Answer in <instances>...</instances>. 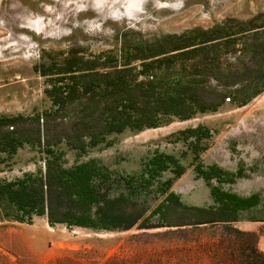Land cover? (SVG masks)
<instances>
[{
    "label": "rangeland",
    "instance_id": "rangeland-1",
    "mask_svg": "<svg viewBox=\"0 0 264 264\" xmlns=\"http://www.w3.org/2000/svg\"><path fill=\"white\" fill-rule=\"evenodd\" d=\"M217 25L237 38L232 51L220 54L222 63L241 66L244 77L252 75L258 58L242 47L264 38V0H0V115L28 114L49 105L45 79L34 69L42 57L46 61L72 46L120 55L124 43L143 46L162 35ZM253 31L259 35L254 37ZM198 125L209 129L210 136L200 140L195 159L187 145L194 137L184 140L179 131ZM156 153L175 155L185 166L169 190L177 200L159 213L153 210L166 202L158 185L171 171L147 186L137 182L147 177L145 164ZM33 155L29 146L19 149L13 168L0 171V179L33 170ZM76 158L98 159L114 171L108 213L141 218L128 230L99 232L49 225L45 217L34 216L30 224L4 218L0 264H234L253 244L264 254V91L244 105L226 98L216 111L120 134L110 146L86 155L66 154L69 163ZM198 163L202 170L222 169L211 185L239 197H257L255 205L237 212L238 221L230 223L255 233L256 243L241 234L228 238L221 221L196 224L232 219V214L212 210L216 204L210 184L196 172ZM121 178L131 180L130 188Z\"/></svg>",
    "mask_w": 264,
    "mask_h": 264
},
{
    "label": "trees",
    "instance_id": "trees-1",
    "mask_svg": "<svg viewBox=\"0 0 264 264\" xmlns=\"http://www.w3.org/2000/svg\"><path fill=\"white\" fill-rule=\"evenodd\" d=\"M222 30L217 25L209 30L196 28L162 35L143 46L124 43L120 55L111 51L87 53L72 46L46 61L42 57L34 69L45 79L43 92L49 105L28 114L0 115V171L11 170L18 150L25 146L37 154L32 157L33 170L0 179V220L30 224L38 216L45 217L49 225L95 232L128 230L136 224L140 215L127 219L123 213L106 211L115 184L114 171L95 158H76L69 163L66 154L86 155L92 149L110 146L120 134L156 128L172 118L188 120L199 113L216 111L226 98L244 105L263 92L264 38L243 42L244 53L252 51L258 58L252 75L244 77L241 66L232 67L220 60V54L232 51L237 40ZM252 33L254 37L259 35L258 31ZM179 134L184 140L194 137L187 145L197 159L200 140L208 138L210 131L198 125ZM168 169L172 176L158 185L166 205H158L155 213L177 200L169 190L185 166L175 155L156 153L145 164L147 177L143 175L137 181L147 186ZM196 170L210 184L216 204L212 210L232 214V219L196 224L221 221L228 238L241 234L256 243L255 233L240 231L230 223L238 221L237 212L255 205L257 197H239L211 185V178L223 172L218 167L202 170L198 163ZM121 180L130 188L131 180ZM237 263L264 264V254L253 244L242 259H235Z\"/></svg>",
    "mask_w": 264,
    "mask_h": 264
}]
</instances>
